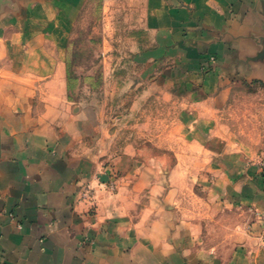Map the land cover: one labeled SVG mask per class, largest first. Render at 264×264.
<instances>
[{
  "label": "crops",
  "instance_id": "1",
  "mask_svg": "<svg viewBox=\"0 0 264 264\" xmlns=\"http://www.w3.org/2000/svg\"><path fill=\"white\" fill-rule=\"evenodd\" d=\"M86 0H0V264H264V0H143L126 112L70 99Z\"/></svg>",
  "mask_w": 264,
  "mask_h": 264
},
{
  "label": "rangeland",
  "instance_id": "2",
  "mask_svg": "<svg viewBox=\"0 0 264 264\" xmlns=\"http://www.w3.org/2000/svg\"><path fill=\"white\" fill-rule=\"evenodd\" d=\"M143 4V0H86L80 7L66 63L72 101L106 105L113 115L118 107L123 113L129 109L132 97L116 94L117 72L127 75L134 68L144 34Z\"/></svg>",
  "mask_w": 264,
  "mask_h": 264
},
{
  "label": "built area",
  "instance_id": "3",
  "mask_svg": "<svg viewBox=\"0 0 264 264\" xmlns=\"http://www.w3.org/2000/svg\"><path fill=\"white\" fill-rule=\"evenodd\" d=\"M260 169H261L262 177H263V180H264V161H262L260 163Z\"/></svg>",
  "mask_w": 264,
  "mask_h": 264
}]
</instances>
